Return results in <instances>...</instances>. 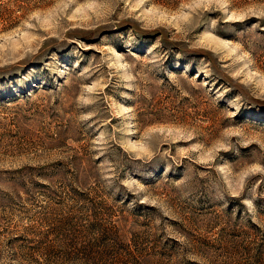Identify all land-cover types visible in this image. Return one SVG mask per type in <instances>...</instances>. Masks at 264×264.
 I'll list each match as a JSON object with an SVG mask.
<instances>
[{
    "label": "rangeland",
    "instance_id": "374dc122",
    "mask_svg": "<svg viewBox=\"0 0 264 264\" xmlns=\"http://www.w3.org/2000/svg\"><path fill=\"white\" fill-rule=\"evenodd\" d=\"M62 2L0 0V264H264V0Z\"/></svg>",
    "mask_w": 264,
    "mask_h": 264
},
{
    "label": "clouds",
    "instance_id": "9594fccd",
    "mask_svg": "<svg viewBox=\"0 0 264 264\" xmlns=\"http://www.w3.org/2000/svg\"><path fill=\"white\" fill-rule=\"evenodd\" d=\"M145 2H146V0H136V2L132 5V11H135L136 9L140 8ZM213 2H214V0H198V3L195 6L199 7L202 4V6L204 8H208ZM215 2L220 3L221 0H215ZM74 3H76V0H63L62 4L60 5L61 11L68 9L70 7V5H72ZM223 3L228 4V3H230V0H223ZM183 6L184 7H192L193 5L185 4ZM94 10H95L94 4L92 2H88V0H85V2L79 3L73 9L72 14L68 16V19L69 20L75 19L78 17V14H79L80 19L87 20V19H89V16L87 15V11H94ZM157 10H158L157 7L153 6V7L148 8L146 11H147V13L152 14L157 21L162 22L165 19V13L160 12L159 15H155L157 13ZM39 15H40L39 11H33L32 13L29 14L28 19L22 21V24L28 29L33 28L34 25L32 23H30L29 21L34 20V19H38ZM172 19L173 20H175V19H187V16L186 15H180L179 17H177L174 15L172 17ZM229 19H231V17H229ZM168 22L171 23V20ZM43 25H48V21L44 20L42 22V26ZM177 27H178V25H177ZM15 32L18 33L19 36L25 38V42H29L30 39L36 38L34 36L29 38V33L27 31H22L19 26L15 29ZM11 38H12L11 35L4 37V39H6V40L11 39ZM211 39L215 40L216 37L213 36V37H211ZM221 43H225V46H227L226 42L221 41ZM239 47H240L239 45H236L232 49V51L235 52L236 48H239ZM243 55H247V53H244ZM258 75H259V73H258Z\"/></svg>",
    "mask_w": 264,
    "mask_h": 264
}]
</instances>
